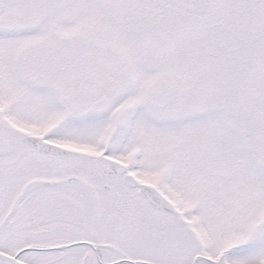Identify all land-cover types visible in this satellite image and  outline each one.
<instances>
[{"label": "snow or ice", "instance_id": "1", "mask_svg": "<svg viewBox=\"0 0 264 264\" xmlns=\"http://www.w3.org/2000/svg\"><path fill=\"white\" fill-rule=\"evenodd\" d=\"M0 264H264V0H0Z\"/></svg>", "mask_w": 264, "mask_h": 264}]
</instances>
